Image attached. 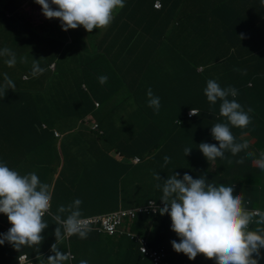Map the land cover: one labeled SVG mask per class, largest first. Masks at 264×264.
Segmentation results:
<instances>
[{
  "label": "clouds",
  "instance_id": "clouds-1",
  "mask_svg": "<svg viewBox=\"0 0 264 264\" xmlns=\"http://www.w3.org/2000/svg\"><path fill=\"white\" fill-rule=\"evenodd\" d=\"M129 1L0 0V13L8 16L9 20L16 19L18 21L15 24L16 29L30 26L31 30L38 34V30L45 26V22L52 25L58 24L59 27L55 33L62 36L60 39L63 41L67 35L68 44L79 47L83 45L86 47L93 41V34L101 30L105 32L103 35L112 33L115 36L117 31L126 38V40L120 39L115 44L105 43V47L109 49L98 48L95 55L92 52L94 47L83 48L79 51L82 55L79 60L82 69L86 64H104L105 68L111 72L110 75L118 74L126 81L122 78L121 83L124 89H119L114 94L109 93V97L103 102L92 92L94 87H91V84L94 74L87 77L82 71L79 73L81 75L79 80L68 84L70 93H67L64 105L71 104L69 115L79 119V123L76 128V125L71 126L67 134L53 131L52 148L56 149L59 159L64 158L62 143L72 133H82L95 140L103 136L101 126L104 122H111L117 131H119L117 125L121 124L123 132H129L131 127L136 125L134 124L136 119H141V105L135 102L131 82L143 77L141 83L147 91V106L157 113L161 107L160 98L174 92L172 87L163 84L164 81L171 82L169 77L159 76L163 74V67H159L155 61L147 60L148 58L143 56L145 41L138 40L148 35L146 28L152 16L156 18L157 13L163 11V2L162 0H143L141 4V0H135V4L141 5L128 11ZM219 1L221 3L217 6L218 12L212 13L204 6L207 0H193L192 2L180 0L177 12L185 8V14L176 16V19L172 18L169 39L177 41L179 34L184 40L194 38L190 29L194 23L189 22L193 14L198 15L200 19L197 22H202L208 30L217 28L222 33V37L218 35L219 41L232 36L229 27L245 26L248 30L255 31L256 34L251 40H247L249 42L248 51H251V55L241 61L245 64L246 60L253 59L252 66L257 65L262 59L260 56L262 53L256 51L264 50V0H247L245 4L237 2L242 0ZM197 7L204 9L203 14H197ZM8 8L13 9L12 14L7 12ZM128 15H133V17L126 21L123 17ZM182 18H186L188 29L183 27L180 21ZM10 24L12 25V22ZM259 29L261 31L257 33ZM26 38V34L21 38V50L25 49L26 53L38 52L34 43H29L31 47L26 48L27 43L24 44V40L27 41ZM240 38L243 39L244 34H241ZM120 47L122 50L119 49ZM63 50L64 47L60 53ZM100 55L101 58L96 59ZM0 57H6L4 63L8 67H13L17 63L16 53L8 47L0 49ZM217 60L221 62L218 67L220 68V65L228 59L218 58ZM20 62L27 63V57H20ZM165 67L168 68L169 65ZM50 70L54 74L56 65H51ZM77 70L74 67L71 73ZM204 70V66L198 69L200 73ZM234 70L241 71L240 69ZM44 72L45 68L40 66L39 60L33 59L31 75L37 77ZM183 73L175 70L172 75L173 78L180 80ZM243 74H246V70H243ZM153 78L156 79V84L147 86L149 80ZM24 80L27 81V78L24 77ZM98 80L103 85L108 77L101 75ZM249 86L252 84L249 83ZM44 87L39 89L43 91ZM8 89L15 91L16 84L7 73H4L3 83H0V94L5 96ZM203 91L210 104L215 105L217 101L221 102L219 114L225 118V121L215 123L211 128V136L219 142V146L214 143L201 142L198 145L199 150L210 163L217 158L227 159L226 152H230L232 156L245 152V156L237 160V163H244L245 157L255 155L253 152L245 151L249 148V144H258V140L264 141V126L250 124L251 113L254 109L250 106L245 108L237 102L235 97L238 95V90L235 87L222 88L216 80L209 79ZM183 94H188V90ZM230 96L233 99H229ZM106 107L113 109V112ZM101 111V120H97L96 116ZM197 115L198 110L194 108L186 112L188 119ZM128 117L132 121L127 120ZM176 123L180 124L179 121ZM232 127L244 128L243 137L247 141L237 142V138L231 131ZM46 128V125L41 126L42 130ZM191 151V147H185V156H188ZM115 154V158L123 159L128 166L144 164L140 157L127 158L118 151ZM150 158L146 159H154ZM160 158L162 156H158L155 162L158 163ZM259 158L261 164L257 163V159L253 162L264 169V152L260 153ZM163 159L165 165L170 162V157L167 155ZM34 164L35 162L31 166L34 167ZM57 165L55 163L51 166L52 170L48 171V185L42 183L44 178L38 177L40 170H28L25 165L26 171L18 172L12 168V165L9 167L7 162L0 161V213L5 214L11 224V227L5 226L7 232L0 233V245L7 242L18 251L27 246L30 247L29 252L34 253L33 256L29 253L21 254L16 264H38L39 259L43 260L40 264H45V261L46 264H65L66 261L69 264H77L75 253L71 249L72 242L76 238L82 241V245L78 248L80 253L102 257L105 256L103 254L105 251H108V254L120 251L122 247L120 244L126 239L135 241L143 255L148 256L154 264H163L167 253L163 249L151 251L148 246L149 239L133 230L134 222L140 214L154 217L165 214L170 216L171 230L179 237V242L175 239L171 241L172 247L177 253L185 254L190 260H195L199 254H203L206 259H213L215 264H259L260 259L264 258L261 252L264 249V208L252 207L250 201L244 200L241 193L234 195V183L218 185L208 183L206 173L199 178H193L185 172L181 178V174L174 171L172 175H168L167 179L154 173V179L163 181L162 184L156 185L158 189H162L160 201L149 198L145 204L136 207H120L116 211L107 213L82 214L83 201L76 198L68 205H59L57 211L53 213L52 190L54 183L60 178L55 170ZM48 220H53L57 227L49 230ZM115 221L118 223L114 224ZM149 224L153 225L152 222ZM251 225L256 227L251 228ZM149 228L156 233L157 227L156 230L155 226ZM53 233L56 240L55 243L50 244ZM89 234L94 235L92 243L88 242ZM102 236L114 238V249L105 241L98 244L97 238ZM62 241L67 245L66 252L60 251L59 245ZM39 247L43 248V254H38ZM79 264H88V261L82 259Z\"/></svg>",
  "mask_w": 264,
  "mask_h": 264
},
{
  "label": "trees",
  "instance_id": "trees-1",
  "mask_svg": "<svg viewBox=\"0 0 264 264\" xmlns=\"http://www.w3.org/2000/svg\"><path fill=\"white\" fill-rule=\"evenodd\" d=\"M179 1L162 0L163 11L158 12L156 18L152 16L151 22L146 28L148 35L138 39L139 41H145L143 44V56L148 58L147 60L155 61L159 67H163V74L159 76L169 77L171 82L166 83L164 81L163 84L172 87L174 92L165 94L160 98L161 107L157 113L147 106V91L142 87L141 83L143 77L131 82L135 102L141 105V119H136L134 124L137 126H132L131 130L126 132L129 137L128 141L121 143L118 141L120 132L115 130L111 122H104L101 126L103 136L100 139L115 144L118 148L117 151L127 158L140 157L143 159L144 164L138 167L130 165L132 174L135 177L138 175V169H142L141 172L143 174L148 173L152 179H154V173L160 174L163 179H167L168 175H172L174 171L179 172L181 178L185 172L192 175L193 178H199L206 173L208 183L217 185L220 183H234V195L241 193L243 199L249 200L252 207L259 206L264 208V169L258 165L261 164L259 157L260 153L264 152V141L258 140V144H249V148L245 151L253 152L255 155L253 157H245L244 163H237V160L241 156H245V152H241L236 156L226 152L227 159L217 158V160L210 163L198 148L201 142L214 143L219 146V142L211 136V128L215 123L225 121V118L219 114L221 102L217 101L215 105H212L207 101V97L204 94L203 90L209 79L216 80L222 88L235 87L238 90V95L235 97L237 102L245 108L250 106L254 109L253 113H251L252 120L250 124L264 126V72H262L264 70V50H255L262 53L260 55L262 59L257 65L252 66L251 62L253 59L246 60L244 64V61L241 60L251 55V51H248L249 42L247 40H251L256 32L248 30L245 26L229 27L232 36L219 41L218 35L222 37V33L217 28L208 30L202 22H197L200 18L195 14L189 19V22L194 23L190 27L194 38L184 40L183 36L179 34L177 41L169 39L171 21L172 18L176 19L178 15L177 6ZM142 2L143 0H141V4ZM237 2L245 4L247 0ZM140 5L135 4V0H130L127 3V9L131 11ZM12 10V8H8L7 12L12 14ZM196 12L197 14H203L204 9L197 7ZM130 13L133 14V12ZM132 17L133 15H128L123 18L128 21ZM10 22H12V25ZM17 23L16 19L9 20L8 16L0 13V39L14 35L16 40L15 46L10 45L8 41L0 40V49L8 47L17 56V63L13 67H8L4 63L6 57H0V83H3V74L7 73L16 84L15 91L8 89L5 96L0 94V161L7 162L9 167L14 162L24 161V159H27V161L21 163L26 165H31L35 162L34 167L37 168L35 171L45 168V179H43L42 183L49 185L47 175L48 171L53 168L51 166L55 164V149L49 152L45 160L40 156L39 158H34L33 162L29 158L30 150L27 147H22L21 151H18V138H25L26 136L27 141L31 145L34 141L35 145L32 146L38 148L42 144L46 146L49 142L52 143L54 140L53 131L67 134L71 126L78 125L79 119L69 115L71 104L64 105V101L67 93H70L68 84L79 80L81 78L79 73L82 71L87 77L94 74V80L91 84V87H94L92 92L102 102L109 97V93L114 94L115 91L124 89L121 83L123 76L118 74L110 75L111 72L105 68L104 64H86L85 68L82 69L79 62L82 55L79 51L83 48L94 47L92 52L95 55L98 48L109 49L105 47V43L115 44L120 39L126 40V38L117 31L115 36L112 33L103 35L105 32L101 30V32L98 31L97 34H93V41L86 47L84 45L79 47L78 45L68 44L67 35H65L63 41L60 39L62 36L55 33V30L59 27L58 24L52 25L49 22H45V26H42L38 30V34H35V31L33 32L30 26L16 29L15 24ZM183 27L185 28V26ZM186 28L188 29L187 26ZM259 31L261 29L257 33ZM24 34H26L28 39V41L24 40V44L27 43L26 48L31 47L29 43H34L38 52L26 53L25 50H21V38H23ZM241 34H244L243 39L240 38ZM164 38H167V40H164ZM63 47L64 50L60 53ZM119 49L122 50L121 47ZM105 54L107 53L105 52ZM22 56L27 57V63L20 62V57ZM100 58L101 55L96 59L99 60ZM218 58H227L228 60L218 68L219 63H221L220 60H217ZM33 59L39 60L40 66L45 68V72L37 77H33L26 70L32 67ZM106 62L110 64L107 60ZM51 65H56L54 74L51 73ZM166 65H169V67L166 68ZM200 66L205 67L202 73L198 71ZM74 67L78 70L71 73ZM234 69H240L241 71ZM175 70L181 73L185 71L180 80L173 78L172 74ZM243 70H246V74H243ZM101 75L108 77L107 82L103 85L98 80ZM24 77L27 78V81L24 80ZM85 79L87 80L86 77ZM185 79H187L186 82ZM124 80L126 81V79ZM155 80L154 78L150 79L147 86L154 84ZM249 83L252 86H249ZM42 87H44L43 91L39 89ZM23 89H26V91L20 93ZM28 90L31 93V97H33L32 99L29 98ZM187 90L188 94H183ZM229 99H233V97L230 96ZM192 108L198 110V115L188 119L186 112ZM106 109L113 112V109L107 107ZM127 120H130V117ZM178 121L180 124L176 123ZM42 125H46L47 128L42 130ZM11 131H13L12 134L8 135V132ZM231 131L237 138V142L246 140L243 137L244 128L232 127ZM14 132H19L23 135L18 136ZM79 135L82 137L85 134L79 133ZM33 136L35 139L31 138ZM68 146L75 147V145ZM185 147L192 148L188 156L184 154ZM166 155L170 157V162L166 165V169L163 171L159 170L160 165L156 169L155 159L158 156L164 157ZM148 157L154 159H146ZM256 159L258 164L253 162ZM154 180L155 183L153 185L148 186L147 181H145L143 184L145 187L141 186L142 194L137 200L139 205L145 204L152 194L157 195V201H160L162 189L156 188L155 185L158 183L162 184L163 181ZM146 190L148 191V196L145 194ZM150 222L153 225H150ZM48 225L49 230L57 227L53 220H48ZM5 226L6 221L2 220V213H0L1 232H6L4 231ZM152 226H155V230L157 227L156 233L149 228ZM250 227L255 228L256 226L251 225ZM133 230L149 239L148 246L151 251H161L163 249L167 253V257L163 259V264H215L213 259H206L203 254H199L195 260H190L185 254L177 253L173 249L171 241L175 239L179 242V237L171 230L170 216L167 214L159 217L140 214L134 222ZM51 236H53L52 242L49 243L53 244L56 238L54 233ZM87 238L89 239L88 242L92 243L94 235L89 234ZM113 239L102 236L98 237L97 241L98 244L105 241L113 248L115 247ZM81 245L82 241L80 238H76L72 242L71 249L75 253L77 264L82 259L87 260L88 264H110L113 262L121 264H154L148 256L140 252L139 245L135 241L126 239L124 243L120 244L122 246L120 251H113L109 254L108 251H105L103 253L105 254L104 257L80 253L78 248ZM75 246L78 247L75 248ZM9 247V250L5 249L6 252L0 253L2 254L0 256V264H16L23 253H29L30 256L34 255V253L29 252L30 247L27 246L22 247L19 251L11 245ZM59 247L60 251H67V245L64 241L61 242ZM43 252V248L39 247L38 254H43ZM40 261L43 260H37L38 264H40ZM65 264H69L68 261Z\"/></svg>",
  "mask_w": 264,
  "mask_h": 264
},
{
  "label": "crops",
  "instance_id": "crops-1",
  "mask_svg": "<svg viewBox=\"0 0 264 264\" xmlns=\"http://www.w3.org/2000/svg\"><path fill=\"white\" fill-rule=\"evenodd\" d=\"M220 3L219 0H207L204 6L210 12L216 13L218 12L217 6ZM12 132L13 131L8 132V135H11ZM14 133L18 134V136L23 135L19 132ZM80 136L81 135L78 136V134L74 133L68 135L66 138L67 140L65 139L62 143L64 158L60 157L59 159L56 154L55 163L59 164L58 166L62 167V169L59 172L60 178L53 185V213L57 211L59 205H68L76 198H80L83 201L81 205L82 214L107 213L116 211L120 207L130 208L138 206L137 200L142 194L141 186L145 181H147L148 186L153 185L155 180L150 178L148 173L143 174L141 172L142 169H138V175L135 177V175L132 174L130 166L125 164L123 159L115 158L116 154L114 152H108L98 147V145L96 146L94 139L90 136ZM31 138L35 139L34 136ZM128 140L129 137L124 140L118 139L120 143ZM18 141V151H21L22 147H27L30 150L29 158H32V160L40 156L45 160L49 152L55 149L52 147L50 148L53 141L52 143L49 142L46 146L42 144L38 148H34L35 142H32V146L27 141L26 136L25 138L19 137ZM76 144L77 147L74 148L68 146ZM121 155L124 156L123 154ZM163 158L162 156V158L158 160V163H156V169L158 165H160L159 170L163 171L166 169L167 166ZM26 161L27 159L14 162L12 168L18 172L26 171V164L21 163ZM140 165L134 166L138 167ZM26 166L28 170L36 169L31 165ZM33 166H35V164ZM38 177L45 179V168L40 169ZM2 220L6 221V227H11L5 214H2ZM4 231L7 232V229ZM0 233L4 232L0 231ZM9 246L10 244L7 242L4 245H0V253L6 252L5 249L9 250ZM45 252H47V250ZM261 252L264 254V249H262ZM1 255L2 254H0V256ZM259 264H264V258L260 259Z\"/></svg>",
  "mask_w": 264,
  "mask_h": 264
},
{
  "label": "rangeland",
  "instance_id": "rangeland-1",
  "mask_svg": "<svg viewBox=\"0 0 264 264\" xmlns=\"http://www.w3.org/2000/svg\"><path fill=\"white\" fill-rule=\"evenodd\" d=\"M186 1H188V0H186ZM193 0H190V2H192ZM197 1H200V0H197ZM185 14V8H181L179 11H178V15H177V17H179V16H183ZM186 18H182V19H180V21H181V23H182V25H184L185 27L187 26V21L185 20ZM15 36L14 35H10V36H8V37H5V38H2V39H0V40H4V41H8L9 43H10V45H12V46H15L16 45V40H15V38H14ZM26 40L28 41V39L26 38ZM25 50V49H24ZM27 70V72L29 73H31V67L30 68H28V69H26ZM26 91V89H23V90H21L20 91V93H23V92H25ZM28 94H29V98L30 99H32L33 97H31V93H30V91L28 90ZM104 110V109H103ZM102 110V111H103ZM102 111L96 116V118H97V120H101V113H102ZM115 111V110H114ZM77 127V125L75 126V128ZM117 127H118V129H119V131L118 132H120V136L118 137V139H121V140H124L125 138H127L128 137V134L126 133V132H123L122 131V128H123V126L121 125V124H118L117 125ZM77 134V133H76ZM95 142H96V144L98 145V147H100V148H102V149H105V150H107V151H112V152H114V153H116L117 152V150H118V148L115 146V144H113L112 142H106L105 140H103V139H100V138H97V139H95L94 140ZM94 142V143H95ZM77 146V144L75 145V147ZM74 148V147H73ZM59 165V164H58ZM56 166L55 167V170H56V172H60V170L62 169V167H60V166ZM54 178V177H53ZM143 187H145V185H143ZM50 191H51V189H50ZM145 194L148 196V191L146 190L145 191ZM157 195H154V194H152V195H150V198H156L157 199Z\"/></svg>",
  "mask_w": 264,
  "mask_h": 264
},
{
  "label": "built area",
  "instance_id": "built-area-1",
  "mask_svg": "<svg viewBox=\"0 0 264 264\" xmlns=\"http://www.w3.org/2000/svg\"><path fill=\"white\" fill-rule=\"evenodd\" d=\"M132 216H134V214H132ZM117 223H118V221H115V222H114V224H117Z\"/></svg>",
  "mask_w": 264,
  "mask_h": 264
}]
</instances>
